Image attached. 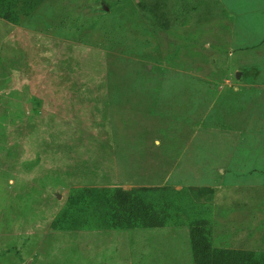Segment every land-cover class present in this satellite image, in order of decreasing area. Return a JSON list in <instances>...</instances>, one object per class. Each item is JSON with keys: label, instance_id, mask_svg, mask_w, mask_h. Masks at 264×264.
Returning <instances> with one entry per match:
<instances>
[{"label": "rangeland", "instance_id": "rangeland-1", "mask_svg": "<svg viewBox=\"0 0 264 264\" xmlns=\"http://www.w3.org/2000/svg\"><path fill=\"white\" fill-rule=\"evenodd\" d=\"M22 10L0 17V264H193L196 218L264 253V0ZM115 186L164 188V226L108 228L102 191L73 192Z\"/></svg>", "mask_w": 264, "mask_h": 264}, {"label": "trees", "instance_id": "trees-1", "mask_svg": "<svg viewBox=\"0 0 264 264\" xmlns=\"http://www.w3.org/2000/svg\"><path fill=\"white\" fill-rule=\"evenodd\" d=\"M43 0H0V17L12 23L19 22L21 4L27 6L28 13ZM19 9V10H18ZM21 12V11H20ZM164 191V188L122 187L77 188L73 192L79 197V207L87 211L91 199L97 192L104 194L103 203L107 214V227L111 229L131 227H163L164 217L159 211H165V201L156 203L147 194L152 191ZM167 205V203H166ZM158 206V207H157ZM159 210V211H157ZM102 217V216H101ZM190 248L193 264H264V253H254L238 249L220 248L212 245L210 221L196 218L189 225Z\"/></svg>", "mask_w": 264, "mask_h": 264}, {"label": "water", "instance_id": "water-1", "mask_svg": "<svg viewBox=\"0 0 264 264\" xmlns=\"http://www.w3.org/2000/svg\"><path fill=\"white\" fill-rule=\"evenodd\" d=\"M239 75V72H237V76Z\"/></svg>", "mask_w": 264, "mask_h": 264}]
</instances>
